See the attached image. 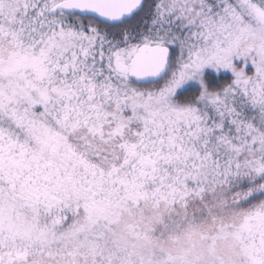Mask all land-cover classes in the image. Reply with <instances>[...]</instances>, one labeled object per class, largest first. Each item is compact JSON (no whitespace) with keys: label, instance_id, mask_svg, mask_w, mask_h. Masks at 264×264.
Returning a JSON list of instances; mask_svg holds the SVG:
<instances>
[{"label":"snow or ice","instance_id":"6c2138e0","mask_svg":"<svg viewBox=\"0 0 264 264\" xmlns=\"http://www.w3.org/2000/svg\"><path fill=\"white\" fill-rule=\"evenodd\" d=\"M0 264H264V0H0Z\"/></svg>","mask_w":264,"mask_h":264}]
</instances>
